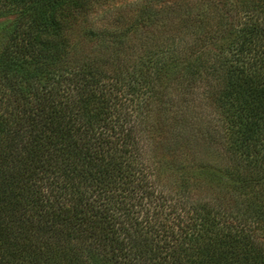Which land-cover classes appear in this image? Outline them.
Wrapping results in <instances>:
<instances>
[{"label":"trees","instance_id":"16d2710c","mask_svg":"<svg viewBox=\"0 0 264 264\" xmlns=\"http://www.w3.org/2000/svg\"><path fill=\"white\" fill-rule=\"evenodd\" d=\"M185 1L171 38L91 53L77 30L102 0H0V264H264V0ZM205 130L228 200L189 199L185 168L169 188L154 161Z\"/></svg>","mask_w":264,"mask_h":264},{"label":"rangeland","instance_id":"374dc122","mask_svg":"<svg viewBox=\"0 0 264 264\" xmlns=\"http://www.w3.org/2000/svg\"><path fill=\"white\" fill-rule=\"evenodd\" d=\"M235 1L236 0H229L228 4H232ZM207 2V0H201L200 2H198V6L206 8ZM181 3H185L184 5H186L185 0H102V2L86 16L85 21H83L84 23L81 22L82 26L77 30V34L80 35L79 48L81 51H87L91 53L92 51H96L95 53H99L98 51H120L122 49L123 51H133L132 47H134L136 51L137 48H141V43L143 41L152 42L153 40L155 41L158 38L160 39L161 36L162 38H171L174 33H176L178 30L183 29V27H185V25L187 24L185 18L179 19L178 17H171V12H173L174 10L168 9L173 4H175V6L177 7V5H181ZM159 7L165 8L166 12L169 10V13L165 12V15H162L161 18H158L160 19V21L156 20L157 24H159L157 26L158 28L155 26H153L152 28L143 27L139 29V31L130 34V36L128 34V37L124 38L125 43L121 46L113 44L109 45L107 49H102L99 47L103 39H113L112 41L114 42V40L116 39L110 37L109 34L124 33L131 24L130 20L136 18L137 15L141 16L145 20L149 16L153 17L154 11H156V9ZM11 20L12 18L0 19V33L2 29L11 22ZM163 24L164 27L162 26ZM92 28L95 29L96 34V36L93 37L94 41L84 36V30ZM103 31L104 33H101ZM116 41L119 42L118 39ZM126 45L130 46L132 50H127ZM215 118L216 119L211 124L204 123V126L208 127L210 125L211 129H215L216 124H218L217 116ZM176 124L177 123L171 117L170 120H166L163 127H165L167 131L169 129L171 132H173V128L176 126ZM213 125L215 126V128H213ZM210 130L208 132L207 130H205V137L199 140V142H197V144L193 147L190 143H188V145L182 143L180 148H176L177 150H175L174 148L171 149L172 145L170 148L166 147L169 148V153L165 151L166 148H164L163 146H159L155 150L154 161L162 164L161 177L165 179L167 174V177L171 178L169 188H172L174 186L179 188L178 185H176V183H179L176 169L178 170L179 167L185 168L184 171L187 172L186 176L188 175L191 178L189 180L190 186L188 190V197L192 200H213L215 197H220L221 199L225 200V198H229L226 191L229 187H224L210 182L209 179L206 178L205 173H203L205 172V170L201 169V166L204 164L210 165L212 167L216 165L215 167L219 166L225 168L227 165H231L232 163V159L225 149L224 140L222 139V137L219 138L220 135H215V133H213L215 130ZM167 135L169 137V132H167ZM174 150L176 151V154H179L176 155L174 153L175 155H173ZM169 160L170 162L174 161L176 167L171 165L169 168H167L164 163L168 162Z\"/></svg>","mask_w":264,"mask_h":264}]
</instances>
